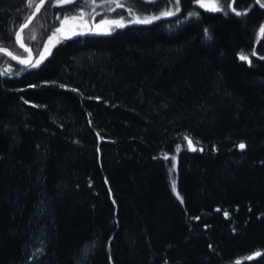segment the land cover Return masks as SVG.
Returning a JSON list of instances; mask_svg holds the SVG:
<instances>
[{"label": "trees", "instance_id": "obj_1", "mask_svg": "<svg viewBox=\"0 0 264 264\" xmlns=\"http://www.w3.org/2000/svg\"><path fill=\"white\" fill-rule=\"evenodd\" d=\"M37 1L0 0L1 46ZM196 1L50 0L35 53L82 10L173 14L0 54V264H264V9Z\"/></svg>", "mask_w": 264, "mask_h": 264}, {"label": "rangeland", "instance_id": "obj_2", "mask_svg": "<svg viewBox=\"0 0 264 264\" xmlns=\"http://www.w3.org/2000/svg\"><path fill=\"white\" fill-rule=\"evenodd\" d=\"M36 2L37 0H31L32 2ZM39 1V0H38ZM37 1V2H38ZM206 4H211V3H215L217 2L216 0H204ZM217 6L218 4L215 3ZM36 5V4H35ZM163 13H152V14H144V15H137V14H133L129 17V19H113V17H109V18H100L97 19L95 16L94 12H86V11H80L78 14L76 15H72V16H67L65 17L62 21L60 26L53 32L52 36L50 37V39L46 42V45L42 48L40 47V52L36 53V55H39L40 53V58H42L43 56H46L49 54L50 50L52 49L53 45L63 39L66 36L69 35H74V34H86L89 32H101V33H109L111 32L117 25L119 24H124L126 22H133V21H144L145 19H149L151 20H155L158 19L159 17L163 16ZM38 17V15H37ZM36 17V18H37ZM158 17V18H157ZM36 18L34 19V21L32 22V24L29 26V28L26 30L25 35H27V38L31 41V42H39L41 37H42V29H41V22L40 21H35ZM17 53L19 54V56H26L27 53L22 49L17 47L16 49ZM39 59H37L38 61ZM36 63V62H34ZM166 157H170L172 160V168H171V181L172 184L173 182L175 183L176 186V190L175 193L177 194V156L174 155H170V156H166Z\"/></svg>", "mask_w": 264, "mask_h": 264}, {"label": "water", "instance_id": "obj_3", "mask_svg": "<svg viewBox=\"0 0 264 264\" xmlns=\"http://www.w3.org/2000/svg\"><path fill=\"white\" fill-rule=\"evenodd\" d=\"M48 1H50V0H39L37 2V4L35 5L31 15L29 16V18L22 25H20V27L16 31V34H15L16 43L18 44V46L20 48H22L25 52H27V54L29 55V58L24 59L21 56L16 55L14 52H12V50L10 48H8L6 46H0V53H4L11 60L17 62L20 65H27L34 59L33 50L23 42V31L32 24V22L34 21V19L38 15L41 7ZM256 3L259 5L260 8L264 9V7L261 6L262 3L260 0H259V2H258V0H256ZM196 5L204 8V9H212L211 5H206L202 1H197ZM9 53L11 55H9ZM13 57H15V58H13ZM21 61H23V62H21ZM253 256H255V255H253Z\"/></svg>", "mask_w": 264, "mask_h": 264}, {"label": "bare ground", "instance_id": "obj_4", "mask_svg": "<svg viewBox=\"0 0 264 264\" xmlns=\"http://www.w3.org/2000/svg\"><path fill=\"white\" fill-rule=\"evenodd\" d=\"M197 1H202L204 4H206L205 3V1L204 0H197ZM196 1V2H197ZM261 1V0H260ZM196 2H195V4H196ZM255 2H256V0H255ZM47 3V2H46ZM45 3V4H46ZM216 3V2H215ZM215 3H211V4H206V5H211L212 6V8L213 7H216V4ZM261 3L262 4H264V2H262L261 1ZM37 4V3H36ZM44 4V5H45ZM257 4V3H256ZM43 5V6H44ZM42 6V7H43ZM35 7V6H34ZM42 7H41V9H42ZM40 9V10H41ZM40 12V11H39ZM39 14V13H38ZM31 15V14H30ZM107 16V15H106ZM37 17V16H36ZM29 18V17H28ZM107 18H109V17H107ZM26 21V20H25ZM24 21V22H25ZM23 22V23H24ZM22 23V24H23ZM21 24V25H22ZM20 27V26H19ZM18 27V28H19ZM29 28V27H28ZM28 28H26L24 31H23V42L27 45V46H29L32 50H33V53H34V59L29 63V64H27V65H20V64H18L17 62H15V61H13V60H11L7 55H5L4 53H0V54H3V55H5L8 59H10L11 61H13V62H15V63H17L19 66H21L22 68H32V67H38L41 63H43L44 62V59H45V57L47 56H43L42 58H40L41 56H40V53H39V55H36V53H35V51H34V49H33V47H32V45H28L26 42H25V40H24V33L26 32V30L28 29ZM17 31V30H16ZM16 34V33H15ZM15 37V36H14ZM15 42H16V40H15ZM16 45L18 46V44L16 43ZM1 46V45H0ZM7 47V46H6ZM19 47V46H18ZM9 48V47H8ZM20 48V47H19ZM11 49V48H10ZM12 50V52H14L16 55H18L19 56V54L17 53V51L16 50H13V49H11ZM27 53V52H26ZM22 58H24V59H28L29 58V55L27 54L26 56H21ZM37 59H39L38 61H39V63H37ZM34 62H36V63H34ZM253 257V256H252Z\"/></svg>", "mask_w": 264, "mask_h": 264}, {"label": "snow or ice", "instance_id": "obj_5", "mask_svg": "<svg viewBox=\"0 0 264 264\" xmlns=\"http://www.w3.org/2000/svg\"><path fill=\"white\" fill-rule=\"evenodd\" d=\"M258 2H259V0H258ZM202 6H203V5H202ZM261 6L264 7V4H262ZM177 10H178V9H177ZM214 10L220 11L221 9H220V8H216V9H214ZM172 14H173L172 12H165V13H163V15H172ZM195 14H196V13H192V15H195ZM236 15H241V13L237 12ZM157 18H158V17H157ZM137 22H141V21L137 20ZM143 22H144V23H150L151 21H150L149 19H145ZM206 31H207V30H206ZM260 31H261V33H264V26L261 27ZM9 55H11V54L9 53ZM253 55H255V53H253ZM13 58H15V57H13ZM240 59H241V60H245V61L251 63V61L248 60V57L245 56V55H241V56H240ZM21 62H23V61H21ZM37 63H39V61H37ZM185 139H188V138L185 137ZM188 142H189V145H191L192 142H191L190 140H189ZM239 148H240L241 150H243V149L245 148V145H244V144H240V145H239ZM172 189H173V191L175 192V190H176V186H175V183H174V182H173V184H172ZM177 196H178V198H179V194H178V193H177ZM181 202H182V201H181ZM257 255H259V253H258Z\"/></svg>", "mask_w": 264, "mask_h": 264}]
</instances>
